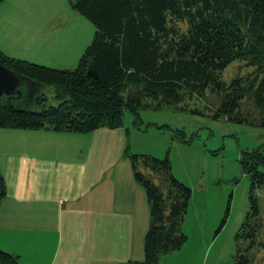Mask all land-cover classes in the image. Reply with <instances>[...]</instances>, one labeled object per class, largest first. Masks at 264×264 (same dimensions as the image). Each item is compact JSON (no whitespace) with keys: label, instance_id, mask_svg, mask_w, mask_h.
Segmentation results:
<instances>
[{"label":"trees","instance_id":"1","mask_svg":"<svg viewBox=\"0 0 264 264\" xmlns=\"http://www.w3.org/2000/svg\"><path fill=\"white\" fill-rule=\"evenodd\" d=\"M69 2L95 25L93 41L73 69L48 67L0 50L3 65L53 87L51 96L37 94V108L33 107L37 110L53 99L42 112L16 109L0 101V127L77 132L118 128L123 126L126 110L138 118L142 107L199 113L182 102L203 97L207 89L222 95L214 117L239 122L248 121L241 110L244 98L256 95L264 127V0ZM235 60L255 67L248 84L240 76L230 83L222 80V72ZM243 153L241 163L253 185L264 183V173L258 170L264 165V154L259 149ZM126 155L136 180L145 188L150 208L145 258L131 264H160L163 256L181 249L188 240L183 223L191 188L174 176L168 156L136 154L128 147ZM152 174H160V183ZM5 197V174L0 169V205ZM251 202L255 209L253 196ZM256 231L250 219L243 222L234 238L231 264H250L248 252ZM0 264H20L19 255L0 249Z\"/></svg>","mask_w":264,"mask_h":264},{"label":"crops","instance_id":"2","mask_svg":"<svg viewBox=\"0 0 264 264\" xmlns=\"http://www.w3.org/2000/svg\"><path fill=\"white\" fill-rule=\"evenodd\" d=\"M7 3L0 4L4 51L9 37L26 30L20 17L6 9ZM48 36L43 31L18 46L39 64L69 61L60 59L69 55L67 44L46 40ZM128 142L124 126L90 132L0 127V169L6 183L0 249L19 255L20 264L144 260L150 208L126 155ZM186 244L163 256L160 264H174L180 256H186L184 264H193L185 255Z\"/></svg>","mask_w":264,"mask_h":264},{"label":"rangeland","instance_id":"3","mask_svg":"<svg viewBox=\"0 0 264 264\" xmlns=\"http://www.w3.org/2000/svg\"><path fill=\"white\" fill-rule=\"evenodd\" d=\"M7 1L6 9L20 17L18 20L26 30L9 37V43L4 42L8 50L0 48L2 52L30 61L25 57L28 56L26 49L18 45L29 44L33 35L47 31L46 40L67 44L69 55L60 59L69 57L70 60L45 66L77 67L93 41L96 28L69 0ZM254 70V66H243L235 60L225 68L221 78L230 83L240 76L242 83L248 84L253 77L249 74ZM38 93L51 96L53 87L42 85ZM221 102L222 95L207 89L203 97L182 102L189 109H198L199 113L174 111L169 107H142L137 118L135 112L126 110L123 126L128 131V148L133 153L150 154L159 159L168 156L174 176L191 188L190 205L183 223L188 236L185 255L192 257L191 263L231 264L235 235L243 222L250 219L257 225L255 241L248 252L250 264H264V183L253 185L251 174L241 163L243 152L259 149L264 154L262 108L256 104V95H247L241 110L248 121L239 122L214 117ZM258 170L264 173V165H259ZM152 175L154 181L160 183L159 175ZM251 196L256 199L255 209ZM185 260L186 256H180L174 264H184Z\"/></svg>","mask_w":264,"mask_h":264},{"label":"water","instance_id":"4","mask_svg":"<svg viewBox=\"0 0 264 264\" xmlns=\"http://www.w3.org/2000/svg\"><path fill=\"white\" fill-rule=\"evenodd\" d=\"M42 84L21 75L0 62V101L14 106L16 109L24 107L31 112H42L45 106H50L53 99L36 108V101L40 96ZM16 105V106H15ZM33 107H36L35 109Z\"/></svg>","mask_w":264,"mask_h":264}]
</instances>
